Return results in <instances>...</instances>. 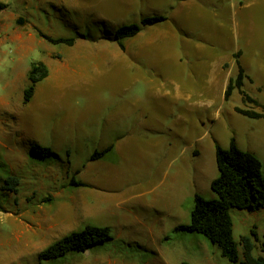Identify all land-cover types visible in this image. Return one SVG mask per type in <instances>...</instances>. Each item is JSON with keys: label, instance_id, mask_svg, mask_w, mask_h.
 I'll list each match as a JSON object with an SVG mask.
<instances>
[{"label": "rangeland", "instance_id": "1", "mask_svg": "<svg viewBox=\"0 0 264 264\" xmlns=\"http://www.w3.org/2000/svg\"><path fill=\"white\" fill-rule=\"evenodd\" d=\"M161 16L163 35L122 55H80L43 38L116 48L120 27ZM13 37L50 44L52 58L83 66L80 79L24 104L32 63L50 53L39 45L23 51ZM239 53L243 91L264 105V0H0V131L24 134L0 148V264H232L180 227L190 225L196 196L217 198V144L228 149L235 140L260 159L264 175V119L236 111L261 108L238 90L225 100ZM222 62L230 66L217 80ZM36 144L57 157H34ZM95 153L102 156L91 161ZM11 175L21 180L18 196L3 189ZM81 180L98 192L77 187ZM230 215L236 242L251 236L259 256L264 209ZM87 226L109 228L112 240L39 259Z\"/></svg>", "mask_w": 264, "mask_h": 264}, {"label": "trees", "instance_id": "2", "mask_svg": "<svg viewBox=\"0 0 264 264\" xmlns=\"http://www.w3.org/2000/svg\"><path fill=\"white\" fill-rule=\"evenodd\" d=\"M166 17L146 18L140 25L133 24L122 26L117 30L116 40L121 48H124L122 41L134 38L139 35L143 28L153 26L166 21ZM43 36V35H42ZM54 45L64 44L74 46L76 39L52 38L43 36ZM241 54L236 55L238 65V76L231 79L226 93L225 100L228 102L234 92L238 90L243 96L245 103L261 108V112L253 109L237 108L236 111L252 119H264V105L250 97L243 91L247 78L245 70L240 62ZM49 68L43 62H33L29 71L30 86L25 91V104L29 103L37 85L47 79ZM32 155L41 159L56 156L49 148H44L38 144L32 148ZM102 156L100 153L93 155V160ZM216 162L219 176L212 182L211 189L217 196L216 199L206 200L196 196L195 206L191 213V223L180 229L197 233L204 236L211 244L217 246L224 258L232 264H264V241L261 244V254L255 256V244L251 236L241 238L238 243L234 238V224L230 215L232 209L248 212H257L264 209V175L263 165L260 159L239 148L233 140L228 149L217 144ZM20 178L11 175L5 182L4 190L18 196ZM76 186L85 187L81 183ZM17 200V199H16ZM257 242L260 241L256 232H252ZM112 240L109 228H97L87 226L84 230L74 232L61 240L51 244L39 254L41 261H54L66 257L70 253H85L90 249L106 244ZM240 247L243 252V260L240 254Z\"/></svg>", "mask_w": 264, "mask_h": 264}, {"label": "crops", "instance_id": "3", "mask_svg": "<svg viewBox=\"0 0 264 264\" xmlns=\"http://www.w3.org/2000/svg\"><path fill=\"white\" fill-rule=\"evenodd\" d=\"M163 31H164L163 25L145 27L142 30V32L139 35H137L136 37L123 40L122 44H123L124 48H121V46L119 45V43L117 41L118 47H116V48L115 47H109L108 49H103V48L102 49H90V47L87 46V44H86V40L83 39L79 42L77 41V43L72 47L68 46L69 47L68 50H70L73 53H79L80 55L81 54L83 55L84 53H88V52H97V53H100L102 55L104 52H108V53H119L120 55H122V54L130 53L134 50L139 49L138 47L140 45H142L144 42L148 43V42L153 41L157 38H160L163 35ZM130 39H133V40L131 41ZM136 39L139 41H137ZM8 41L17 42L23 51L28 50V49H30V50L36 49V46L39 45V46H41V48H43V50H46L50 53V57L46 56L47 57L46 61H40V62L45 63L47 65V67L49 68V76L47 79H45L44 81L40 82L37 85L36 90H35V94H34L32 100L35 98H39L45 91H47L49 89H53V90L57 91L59 89L67 87V85L72 84V83H74V81L76 82L80 79V75H79V74H81L80 69L83 70L84 69L83 66L78 67L76 64L70 63L71 59L68 60L63 55H62L61 59L52 58L51 54L53 53L52 52L53 50H51L50 44L43 42V41L42 42L41 41H39V42L33 41L34 46H31V45H33V43L30 45L28 42H25V40L19 39L18 37H13L11 39H8ZM133 41H135V42L132 43ZM52 45H54V44H52ZM239 54H241V53H239ZM226 65H229V63L228 62H222V63L216 65L217 80H220L219 78L222 76L223 73H225V72L227 73L228 70L225 69ZM238 71H239V69H238ZM237 76H238V74H237ZM237 76H236V78H237ZM28 78H29V73H28ZM236 78H230L228 85H229L231 79H236ZM228 85H227V87H228ZM26 89L24 91H26ZM226 90H227V88H226ZM0 102H2V100H0ZM24 102H25V95H24ZM29 103H27V104H29ZM0 132L2 133L1 134L2 137H0V148H6V149H8V148L10 149L11 147H13V144H14L13 140H12L13 137L16 136L18 138L17 142H18V144H20L21 138L24 135L21 131H18V130L9 131L5 127L3 128V131H0ZM26 155H27V153H26ZM56 157H57V155H56ZM91 161H95V160L92 159ZM64 165H66L70 169L74 168L75 171L72 170V173L75 174V176L83 174V170H81V168H82L81 166L73 167L70 164L68 165L67 163H65ZM83 169H84V167H83ZM15 176H18V175H15ZM79 183L84 184L86 186L85 187L77 186V187L84 188L85 190H86V188L87 189L94 188L95 191H93V193H96L99 190L96 186H93L91 184V182H88L87 180H85V181L81 180ZM92 183H94V182H92ZM90 191H92V190H90ZM58 193H60V192H57V194Z\"/></svg>", "mask_w": 264, "mask_h": 264}]
</instances>
